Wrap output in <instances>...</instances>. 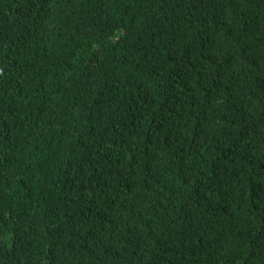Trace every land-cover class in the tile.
Here are the masks:
<instances>
[{"label":"trees","instance_id":"1","mask_svg":"<svg viewBox=\"0 0 264 264\" xmlns=\"http://www.w3.org/2000/svg\"><path fill=\"white\" fill-rule=\"evenodd\" d=\"M0 264H264V0H0Z\"/></svg>","mask_w":264,"mask_h":264}]
</instances>
